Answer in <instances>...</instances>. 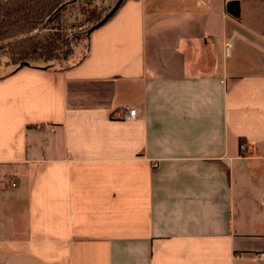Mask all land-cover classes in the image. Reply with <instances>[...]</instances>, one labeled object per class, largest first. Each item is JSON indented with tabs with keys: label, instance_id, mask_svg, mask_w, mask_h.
<instances>
[{
	"label": "crops",
	"instance_id": "1",
	"mask_svg": "<svg viewBox=\"0 0 264 264\" xmlns=\"http://www.w3.org/2000/svg\"><path fill=\"white\" fill-rule=\"evenodd\" d=\"M262 253L264 0H124L75 63L0 76V264Z\"/></svg>",
	"mask_w": 264,
	"mask_h": 264
},
{
	"label": "rangeland",
	"instance_id": "2",
	"mask_svg": "<svg viewBox=\"0 0 264 264\" xmlns=\"http://www.w3.org/2000/svg\"><path fill=\"white\" fill-rule=\"evenodd\" d=\"M117 0H59L58 4H64L61 12L53 21L46 23L38 22L33 26L31 31L23 33V38H30L29 43H39L42 46H49V50L43 51L40 54L41 58L35 62H30L36 65H47L53 63L59 67H65L75 63L81 58L86 49L87 31L99 22L115 5ZM15 5L8 4L0 6V21L1 17L6 15L4 26L0 27V32L11 24L14 18V12L11 9ZM9 29L11 27H8ZM8 31V30H6ZM9 36V35H8ZM5 37V36H3ZM34 37V38H33ZM10 39H5L8 42ZM27 43V44H29ZM26 44H23L25 48ZM12 48V47H9ZM9 48L5 49L4 57L0 56V76L5 75L14 70L17 65L7 64L4 62L9 59ZM1 51V50H0ZM44 58L53 60L45 62Z\"/></svg>",
	"mask_w": 264,
	"mask_h": 264
},
{
	"label": "trees",
	"instance_id": "3",
	"mask_svg": "<svg viewBox=\"0 0 264 264\" xmlns=\"http://www.w3.org/2000/svg\"><path fill=\"white\" fill-rule=\"evenodd\" d=\"M59 0H2L0 1V6L13 4L15 8L11 9V13L14 14V18L11 24H8L4 32H0V56L4 57L5 49L9 47V59L6 63L17 66H24L27 63L35 62L41 58L40 54L43 51L49 50V46H42L39 43H29L30 38H23L22 35L26 31H31L33 26L38 22L42 23L43 19L46 23L53 21L58 14L61 12L64 4H58ZM7 16L1 17L0 27L4 26V21ZM25 29H27L25 31ZM8 30V31H6ZM9 35V36H8ZM88 36V34H86ZM5 36V37H3ZM10 39L5 42V39ZM34 38V37H33ZM87 39V37H86ZM29 43V44H27ZM23 44H26L25 48ZM45 62H49L53 59L44 58ZM243 141H239V145L242 146Z\"/></svg>",
	"mask_w": 264,
	"mask_h": 264
},
{
	"label": "water",
	"instance_id": "4",
	"mask_svg": "<svg viewBox=\"0 0 264 264\" xmlns=\"http://www.w3.org/2000/svg\"><path fill=\"white\" fill-rule=\"evenodd\" d=\"M123 1L124 0H117L115 5L109 10V12L87 31V34H90L92 31L105 24L115 14ZM226 12L230 16L237 18L239 16V3L237 1L228 2L226 5Z\"/></svg>",
	"mask_w": 264,
	"mask_h": 264
},
{
	"label": "built area",
	"instance_id": "5",
	"mask_svg": "<svg viewBox=\"0 0 264 264\" xmlns=\"http://www.w3.org/2000/svg\"><path fill=\"white\" fill-rule=\"evenodd\" d=\"M230 46L227 44L225 46V52L227 53L229 51ZM138 114H137V110L132 108L130 110H128L127 112L123 113L122 115V119L124 121H132L135 120L137 118ZM254 261L257 264H262L264 262V253L262 254H258L254 256Z\"/></svg>",
	"mask_w": 264,
	"mask_h": 264
}]
</instances>
